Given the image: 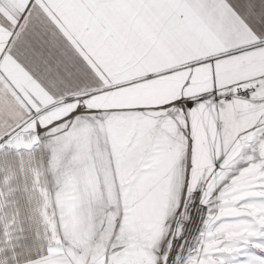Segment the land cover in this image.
I'll list each match as a JSON object with an SVG mask.
<instances>
[{"label": "snow or ice", "instance_id": "6c2138e0", "mask_svg": "<svg viewBox=\"0 0 264 264\" xmlns=\"http://www.w3.org/2000/svg\"><path fill=\"white\" fill-rule=\"evenodd\" d=\"M0 264H264V0H0Z\"/></svg>", "mask_w": 264, "mask_h": 264}]
</instances>
